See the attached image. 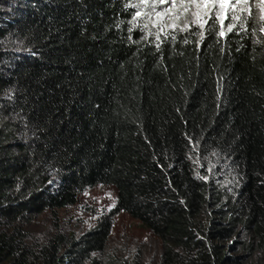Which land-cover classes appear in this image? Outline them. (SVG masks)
<instances>
[{
    "label": "trees",
    "instance_id": "trees-1",
    "mask_svg": "<svg viewBox=\"0 0 264 264\" xmlns=\"http://www.w3.org/2000/svg\"><path fill=\"white\" fill-rule=\"evenodd\" d=\"M98 184L114 206L62 231ZM120 211L160 264H264L260 0H0V264H139L107 249Z\"/></svg>",
    "mask_w": 264,
    "mask_h": 264
},
{
    "label": "rangeland",
    "instance_id": "rangeland-1",
    "mask_svg": "<svg viewBox=\"0 0 264 264\" xmlns=\"http://www.w3.org/2000/svg\"><path fill=\"white\" fill-rule=\"evenodd\" d=\"M116 189L112 185L98 184L78 194L76 202L58 210L62 231L82 235L92 229L114 206ZM27 227L35 235L54 231L48 213L35 216ZM107 249L139 264H160L162 243L138 219L125 211L113 217Z\"/></svg>",
    "mask_w": 264,
    "mask_h": 264
},
{
    "label": "snow or ice",
    "instance_id": "snow-or-ice-1",
    "mask_svg": "<svg viewBox=\"0 0 264 264\" xmlns=\"http://www.w3.org/2000/svg\"><path fill=\"white\" fill-rule=\"evenodd\" d=\"M145 2H147V0H145ZM161 3H165L167 2V0H160ZM171 2L173 4H176L177 3V0H171ZM248 0H231V3H232V7H235V5L237 3H247ZM261 3H264V0H260ZM179 3L180 4H184V3H188V4H192V5H228L230 3V0H179ZM185 12L189 11L188 8H185L184 9ZM207 11L210 13V12H213V9L212 8H208ZM195 15H197L199 17V13H195ZM206 23V22H205ZM187 27V26H185ZM231 29H229L230 31ZM221 35H223V33H221ZM203 38V35L201 34V39Z\"/></svg>",
    "mask_w": 264,
    "mask_h": 264
}]
</instances>
